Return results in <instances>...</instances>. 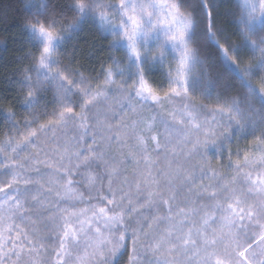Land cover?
Wrapping results in <instances>:
<instances>
[{"label": "snow or ice", "instance_id": "snow-or-ice-1", "mask_svg": "<svg viewBox=\"0 0 264 264\" xmlns=\"http://www.w3.org/2000/svg\"><path fill=\"white\" fill-rule=\"evenodd\" d=\"M229 2L231 33L225 0H24L0 264H264V0ZM89 20L123 53L100 78L63 63Z\"/></svg>", "mask_w": 264, "mask_h": 264}, {"label": "trees", "instance_id": "trees-1", "mask_svg": "<svg viewBox=\"0 0 264 264\" xmlns=\"http://www.w3.org/2000/svg\"><path fill=\"white\" fill-rule=\"evenodd\" d=\"M24 0H0V108L9 109L17 112V119L22 118L26 114L24 107L16 100L13 99L17 95L18 84L16 81L20 77H14L12 73L21 67H27L28 61L23 59L25 53L28 50L25 35L21 32L18 22L23 20L25 15ZM231 3L229 0H225V3L220 7L222 13L220 17V24L228 29L229 33L234 31L235 25L229 24L228 20L231 17L224 15L231 11ZM234 41H238V38L231 37ZM112 37L107 33H104L95 22L89 20L84 23L81 29L75 33L71 40L65 45L64 50L70 55L75 53L74 59L65 58L63 63L69 65L72 68L79 67L80 71L85 76H91L100 78L101 66L107 67L111 64L110 56L122 57L123 53L119 51H110V42ZM20 58V59H18ZM171 60V55L169 56ZM164 68H157L154 72L155 79L158 81H165ZM95 82V81H94ZM49 100L51 99V93L48 94ZM199 102L207 105L208 108H214L217 106L215 96L199 98ZM51 111V107L49 108ZM30 118V117H29ZM202 119L208 118L206 114L201 117ZM46 118L41 116V122H44ZM8 126L3 116H0V141L7 139ZM71 134V133H70ZM260 135V130H256L254 135H241L238 138L233 137L230 144L227 146L234 153L238 148L243 152L246 146H250L255 136ZM223 163L227 164V154H224ZM3 157H0L2 159ZM235 159V157H233ZM214 167L219 166L217 160L212 161ZM42 171L43 165H41ZM222 172L226 169L221 168ZM46 178H53L50 174L46 175ZM127 257H124L126 261ZM143 264H147V261L151 259L150 256L142 258Z\"/></svg>", "mask_w": 264, "mask_h": 264}]
</instances>
